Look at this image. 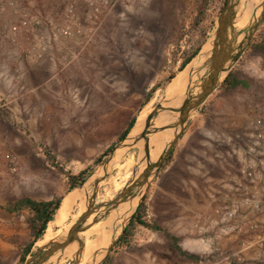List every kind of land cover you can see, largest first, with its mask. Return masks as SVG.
<instances>
[{"label": "rangeland", "instance_id": "rangeland-1", "mask_svg": "<svg viewBox=\"0 0 264 264\" xmlns=\"http://www.w3.org/2000/svg\"><path fill=\"white\" fill-rule=\"evenodd\" d=\"M5 1L19 5L15 2L19 0ZM145 1L122 2L105 18L103 29L90 31L93 38L88 37L89 31H75V40L53 45L41 59L36 52L40 47L27 41L25 31L16 44L0 40V264H20L24 248L32 240L28 224L32 213L24 210L10 215L4 210L6 205L25 196L36 201L64 199L70 193L67 173L78 175L92 168L84 187L73 190L85 201L76 203L68 223L80 205L87 204L99 177L104 176L103 166L112 154L106 155L108 150L121 145L119 138L132 119L136 124L142 122L139 118L144 114L146 120L165 101L167 87L179 75L184 61L213 38L227 2L175 0L177 14L166 18L158 14L152 21L150 14L142 12ZM25 6L32 9L33 5ZM148 9L151 11V6ZM22 13L14 14L10 7L3 15L4 25L17 24L22 29ZM81 37H87V45ZM98 37L99 47L93 43ZM20 74L24 75L22 82ZM231 74L240 82L232 89L225 84ZM228 76L193 114L171 161L159 170L141 203L145 202L143 220L179 238L184 254L164 232L138 223L126 238L130 211L120 220L114 212L88 232L83 260L89 249L112 235L114 229L119 238L103 264H182L183 257H199L203 248L200 231L207 225L199 218L210 214V209L192 189L196 177L192 169L200 164L211 172L214 160L223 165L236 160L234 157L226 163L220 155L227 149L218 148L215 140L226 136L232 120L241 119L243 98L255 89L257 78L264 76V21ZM154 87L157 91L145 104ZM142 149L140 145L118 155L99 185L98 210L106 209L104 205L114 201L144 169L140 165ZM157 151L154 142L150 154ZM98 159L103 161L95 165ZM110 216L115 219L107 231L101 236L93 233L109 222ZM40 241L28 260L46 247ZM73 255L64 256L57 264H70Z\"/></svg>", "mask_w": 264, "mask_h": 264}, {"label": "built area", "instance_id": "built-area-1", "mask_svg": "<svg viewBox=\"0 0 264 264\" xmlns=\"http://www.w3.org/2000/svg\"><path fill=\"white\" fill-rule=\"evenodd\" d=\"M132 1L19 0L15 2L22 7H16L14 2L0 0V40L16 44L25 31L27 41L40 47L36 52L41 59L53 45L68 41L82 23L91 31L97 30L122 2ZM25 5L33 6L29 9ZM10 7L14 14L23 11L22 29L17 24L4 25L3 15ZM23 79L20 74L19 82ZM241 116L227 125L225 137L215 140L218 148L227 149L220 155L226 163L236 158L228 165L240 175L241 186L238 182L235 198L217 203L201 229L199 257H183L182 264H264V76L257 78L255 89L243 98ZM230 239L235 242H226ZM236 245L238 248H232Z\"/></svg>", "mask_w": 264, "mask_h": 264}, {"label": "water", "instance_id": "water-1", "mask_svg": "<svg viewBox=\"0 0 264 264\" xmlns=\"http://www.w3.org/2000/svg\"><path fill=\"white\" fill-rule=\"evenodd\" d=\"M253 2L254 0H227L224 9L218 17L217 28L211 39L212 49L204 53L202 47L198 55L192 60V62L197 60V66L194 65L189 70L186 88L178 103L169 104V101L165 99L148 115L144 128L139 134L132 138L130 132L126 140L122 141L121 145L114 149L103 166L104 176L99 177L93 194L87 200L85 212L78 217L65 234L57 237L54 241L47 244L46 247L41 248L32 259H27L25 264H48L49 262L57 264L64 256L70 255L72 250L75 252L73 251L74 255L70 264H83L84 241L82 234L114 212L117 213L120 220L122 217L121 210L126 206V203L135 201L136 204L131 210L133 214L127 221V224H130L132 217L136 214L143 201L145 192L171 155L178 141L184 135L191 117L218 88L223 78L228 76L234 65L250 46L252 39L263 23L264 0L261 1L259 8L250 17L248 25L243 29L236 28V19L239 11L244 4L248 7L253 5ZM202 58L207 59L201 64ZM160 117L167 118V121L157 126L156 121ZM173 130L176 132L167 140L158 156L133 177V180L114 201L104 205L106 209L103 211L98 210L95 206V201L99 185L105 175L108 174L109 168L116 164L118 155L143 144L140 159V165H142L145 156L149 155L151 138L156 135H167ZM125 229L126 225L123 226L121 234L124 233ZM118 238L117 231L114 229L108 246L98 251L89 264H103Z\"/></svg>", "mask_w": 264, "mask_h": 264}, {"label": "bare ground", "instance_id": "bare-ground-1", "mask_svg": "<svg viewBox=\"0 0 264 264\" xmlns=\"http://www.w3.org/2000/svg\"><path fill=\"white\" fill-rule=\"evenodd\" d=\"M261 1L262 0H254L253 5H250L248 7H244L239 11L237 19H236V28L237 29H242L246 26L250 17L259 8ZM211 49H212V41L208 42L205 46H203V52L204 53L209 52ZM206 59L207 58H202L200 63L201 64L204 63V61H206ZM196 61L197 60L192 62V64H190L185 71L180 72L179 75L167 87L166 99H167V101H169V104L170 103H172V104L178 103L180 96L184 93L185 88H186L187 76H188L187 72H188V70H191L192 67H194V65L197 64ZM139 119L142 122L137 123L134 126V128L132 129L131 134H130L132 136V138L135 137L137 134H139L144 128V123H145L144 114H142ZM166 121H167V118L160 117L156 121V125L160 126V125L164 124ZM175 132H176L175 130L171 131L170 132L171 136ZM169 138L170 137H166V135H156V136H153L151 138V140H150V151H151V147L154 145V142H156V144H157L158 151L156 153H154L153 155H152V153L150 154V152H149V155L148 156L146 155L143 162H142V165H141L142 167H145L149 162H152L158 156L159 152L162 150V148L164 147L165 143L167 142V140ZM79 201H85L83 199V196H81L79 194L76 195V193L74 191L67 194V196L64 198V200L62 202V205H61L59 211L57 212V215H56L54 221L49 224L48 229H47L43 239L39 243H42V245L43 244L47 245V244L51 243L52 241H54L57 237L65 234V232L68 231L69 227L78 219V217L82 213L85 212L86 205L83 203L80 205L79 211L75 215H73L72 218L70 219V221L67 223V220L69 219L70 214L72 213L74 206ZM135 204H136L135 201L126 203V206H124L123 209L121 210L122 211L121 216L123 217L124 215L128 214L133 209ZM114 219H115L114 217L110 216L109 222H107L105 224L103 223L100 226H98L96 229L93 230V233H95L97 236H101L102 234H104L107 231V228L110 227L111 224H113ZM121 221H123V220H121ZM65 223H67V224L65 225ZM118 223H119V221L117 222V224ZM94 226H92L90 229H88V231H86L85 233L82 234L84 246H85V241H86L88 232L91 229H93ZM57 229H58V232H57ZM60 230H62V231L60 232ZM110 238H111V234H109L101 242L93 245L89 249L88 257L85 258L84 260H82L83 264H89V262H91L93 260L94 255H96L97 252L100 251L105 244L107 245L109 243ZM84 249H85V247H84ZM73 251L74 250H72L70 252V254L73 253Z\"/></svg>", "mask_w": 264, "mask_h": 264}, {"label": "trees", "instance_id": "trees-1", "mask_svg": "<svg viewBox=\"0 0 264 264\" xmlns=\"http://www.w3.org/2000/svg\"><path fill=\"white\" fill-rule=\"evenodd\" d=\"M200 50H201V48H198L188 59H186L184 61V63L182 64V66L180 68V72L185 70V68L198 55ZM173 78L174 77H172V79ZM239 83L240 82L238 80H236V78L232 74L229 75L227 77V79L225 80V84H227L229 86V88H231V89L236 88ZM156 91H157V87H154L151 90V92L146 95L145 104H148L151 101L152 96ZM135 124H136V119H132V121H130V123L127 125V128L124 130L123 134L120 136V138H119L120 142L126 140L128 135L130 134V132L134 128ZM113 151H114V147L109 149L106 155L112 153ZM173 152H174V150L172 151L171 155L167 159L166 164L171 161L172 156H173ZM102 161H103L102 159H98V161H96L95 165H100L102 163ZM92 171H93L92 168H88V169L82 171L81 173H79L78 175H72V174L67 173V176L69 179V191L71 192L77 188H81L87 182V180L91 177ZM63 200L64 199L60 197V198H57V199H54L51 201H36V200H33V199L25 196V197H22V198L16 200L13 203H8L6 205L4 210L10 214H19V213L23 212L24 210H29L32 213V217L29 218V220H28L32 240L24 248V251L20 257V264L26 263L27 259L32 255V250H33L35 244L38 241L43 239V237H44V235L48 229L49 224L54 221V219L57 215V212L59 211V209L62 205ZM144 206H145V202L140 205V207L138 208V211L132 217L130 224H129V229H128V231L126 230L127 231V233L125 235L126 238L129 235L130 229L133 228L135 226V224H137V223L139 225L144 226L146 228H149L153 231L164 232V230L161 227L149 225L146 221L143 220L142 211L144 209ZM166 236L173 241L175 249L180 254H184L182 248L179 245L180 239L175 237V236H171L169 234H166Z\"/></svg>", "mask_w": 264, "mask_h": 264}, {"label": "crops", "instance_id": "crops-1", "mask_svg": "<svg viewBox=\"0 0 264 264\" xmlns=\"http://www.w3.org/2000/svg\"><path fill=\"white\" fill-rule=\"evenodd\" d=\"M145 2H146V5H145V8L142 9V12L150 14L151 15L150 18L152 21H155V19L157 18L156 16L158 14H163L162 16L166 18V16L170 17L172 14H177L179 12V5L177 4V2H175V0H161V1L147 0ZM149 5L151 6V11L148 9L150 7ZM80 15L82 17L85 16L84 13H80ZM104 24H105V20L102 22V26L99 29L93 30V31H99L103 29ZM75 31L77 34L81 33L82 31H84V33L86 34L89 31V34H90L91 30L88 24L82 23V26L76 28ZM88 37L93 38L91 34ZM72 38H73L72 36L69 37L68 41L70 42L71 40H75V38L73 39ZM77 39L79 40L78 37ZM86 39L87 37H85V39L81 37L82 44H85V45L88 44V42L85 41ZM100 42H101V38L99 39L98 37V40L94 41L93 43H95L94 45L96 46L98 45L99 47L101 46ZM213 163H214L213 166L211 165V168H210L211 172H208L207 170L202 168L200 164L195 165V167L192 169L193 173L196 174V177L194 178L195 182L192 185V189L197 194L198 193L200 194V199L201 201H204V204H205L204 206L210 209L209 211L210 214H208L209 216L207 215V213H205L203 216L200 217L201 219L199 218V222L205 221L207 223V219L211 217L213 213V209L215 208L217 203L226 198L227 199L235 198L234 190H235V187H237V183L239 182L241 186L240 175H238L236 171H234V169L231 168L230 165L224 164L225 165L224 166L223 164L216 162L215 160ZM198 166L200 167L198 168ZM202 172H204V178L202 177ZM197 176H199V178ZM194 199H196L195 196L193 198V202H196V200ZM199 211L196 213H199ZM10 215H14V214H10ZM226 242L233 243L235 241L230 239V240H227ZM232 248L235 249V248H238V246L236 245V246H233Z\"/></svg>", "mask_w": 264, "mask_h": 264}]
</instances>
